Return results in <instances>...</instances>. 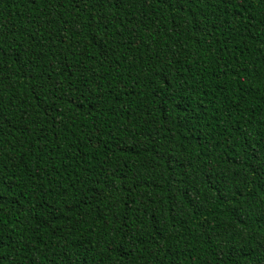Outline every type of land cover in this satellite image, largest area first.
Instances as JSON below:
<instances>
[{"label": "trees", "instance_id": "16d2710c", "mask_svg": "<svg viewBox=\"0 0 264 264\" xmlns=\"http://www.w3.org/2000/svg\"><path fill=\"white\" fill-rule=\"evenodd\" d=\"M0 264H264V0H0Z\"/></svg>", "mask_w": 264, "mask_h": 264}]
</instances>
